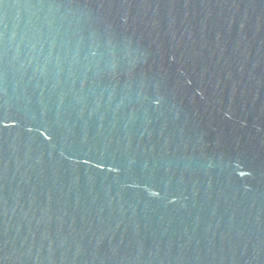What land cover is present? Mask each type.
I'll use <instances>...</instances> for the list:
<instances>
[{
  "label": "water",
  "instance_id": "1",
  "mask_svg": "<svg viewBox=\"0 0 264 264\" xmlns=\"http://www.w3.org/2000/svg\"><path fill=\"white\" fill-rule=\"evenodd\" d=\"M0 264H264V0H0Z\"/></svg>",
  "mask_w": 264,
  "mask_h": 264
}]
</instances>
